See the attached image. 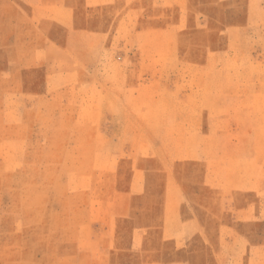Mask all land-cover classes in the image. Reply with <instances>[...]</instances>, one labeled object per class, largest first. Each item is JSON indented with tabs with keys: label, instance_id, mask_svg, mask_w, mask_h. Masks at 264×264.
<instances>
[{
	"label": "rangeland",
	"instance_id": "obj_1",
	"mask_svg": "<svg viewBox=\"0 0 264 264\" xmlns=\"http://www.w3.org/2000/svg\"><path fill=\"white\" fill-rule=\"evenodd\" d=\"M0 264H264V0H0Z\"/></svg>",
	"mask_w": 264,
	"mask_h": 264
}]
</instances>
